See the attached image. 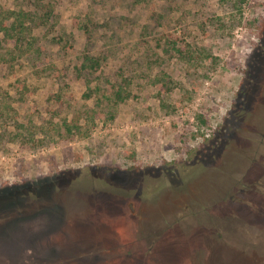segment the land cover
Segmentation results:
<instances>
[{
    "label": "rangeland",
    "instance_id": "374dc122",
    "mask_svg": "<svg viewBox=\"0 0 264 264\" xmlns=\"http://www.w3.org/2000/svg\"><path fill=\"white\" fill-rule=\"evenodd\" d=\"M0 264H264V0H0Z\"/></svg>",
    "mask_w": 264,
    "mask_h": 264
},
{
    "label": "trees",
    "instance_id": "16d2710c",
    "mask_svg": "<svg viewBox=\"0 0 264 264\" xmlns=\"http://www.w3.org/2000/svg\"><path fill=\"white\" fill-rule=\"evenodd\" d=\"M3 29H6V27H3ZM10 36V35H8ZM17 38L22 39L23 37L20 35L17 36ZM100 66V59L97 57H92V56H85L83 57V61L81 62L80 68L79 69H83V70H96L98 67ZM118 98L120 100H123L124 98L122 97V90H118L116 92ZM197 166L199 165V163L196 164ZM139 191V190H138ZM139 193L141 194V191H139ZM150 224L143 223V224H136L137 229H138V233L141 235H150V234H155L153 228H150L152 226H149ZM84 232V234H87V229H82ZM85 230V231H84ZM156 235H158L156 233Z\"/></svg>",
    "mask_w": 264,
    "mask_h": 264
},
{
    "label": "flooded vegetation",
    "instance_id": "af4514ba",
    "mask_svg": "<svg viewBox=\"0 0 264 264\" xmlns=\"http://www.w3.org/2000/svg\"><path fill=\"white\" fill-rule=\"evenodd\" d=\"M128 241V240H127ZM128 245H130V244H128Z\"/></svg>",
    "mask_w": 264,
    "mask_h": 264
}]
</instances>
